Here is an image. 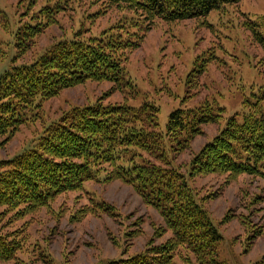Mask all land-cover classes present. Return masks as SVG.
<instances>
[{
    "label": "rangeland",
    "instance_id": "rangeland-1",
    "mask_svg": "<svg viewBox=\"0 0 264 264\" xmlns=\"http://www.w3.org/2000/svg\"><path fill=\"white\" fill-rule=\"evenodd\" d=\"M46 12L52 22L19 42L24 27L47 22ZM263 15L264 0H238L205 16L174 21L145 20L140 12L107 0H0V77L12 66L36 60L51 44L77 31L83 37L111 34L133 44L122 52L125 84L115 88L109 81L86 80L53 97L36 98L27 112V107L20 109L22 123L0 135V162L35 147L47 127L75 107L95 102L125 103L133 109L142 105L141 115L148 111L149 119L158 123L159 143L151 152L132 147L124 152L127 161L118 160L116 165L146 161L174 169L221 236L217 258L225 264H260L264 157L254 163V173L190 176V170L229 117L241 121L255 103L264 110V51L246 27L249 18ZM200 66L203 73L190 82L188 75ZM203 105L218 110L215 122L202 124L190 137L166 132L170 111ZM145 120L140 116L134 123L146 127ZM93 168L98 172L94 178L78 187L56 188L45 205H0V235L16 242L11 258L0 264H109L166 244L172 232L160 212L130 183L106 179L110 163L103 161ZM170 255L169 264H198L184 245Z\"/></svg>",
    "mask_w": 264,
    "mask_h": 264
},
{
    "label": "trees",
    "instance_id": "trees-1",
    "mask_svg": "<svg viewBox=\"0 0 264 264\" xmlns=\"http://www.w3.org/2000/svg\"><path fill=\"white\" fill-rule=\"evenodd\" d=\"M107 1L140 12L145 20L159 17L174 21L205 16L211 10L238 0ZM46 19L44 24L24 27L18 41L40 31L53 17L46 12ZM246 25L264 51V15L249 18ZM129 46L133 44L124 43L111 34L83 37L77 31L51 44L36 60L5 70L0 77V135L16 129L23 120L20 109L24 111L27 107L26 112L29 111L38 97H53L61 89L86 80L109 81L115 88L125 84L122 52L131 49ZM203 71L204 66L194 68L188 75L189 81H196ZM143 109L142 105L133 109L125 103L102 105L99 102L73 108L60 121L47 127L35 147L0 162V168H6L0 171V205H45L56 188L78 187L84 180L94 178L98 172L93 166L104 161L111 165L106 179L133 185L144 201L160 212L172 232L165 245L109 264H169L170 254L179 245L186 246L198 264H225L216 253L221 236L191 197L182 175L172 168L146 161L130 166L116 165L118 160L127 161L125 151L134 148L151 152L159 143L158 123L152 117L149 119L148 111L141 115ZM250 110L241 121L235 116L229 117L221 133L193 161L190 176L222 171L254 173V163L264 157V110L257 103ZM217 111L205 105L195 109L175 108L168 114L165 130L168 134L193 136L199 132V126L219 118ZM140 116L147 119L146 127H137L134 123ZM15 248L16 242L0 235V260L11 258ZM260 264H264V255Z\"/></svg>",
    "mask_w": 264,
    "mask_h": 264
}]
</instances>
